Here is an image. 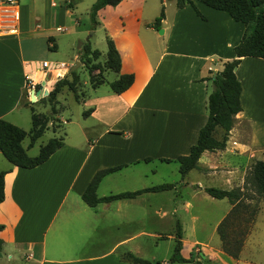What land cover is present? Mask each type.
I'll return each mask as SVG.
<instances>
[{
  "label": "crops",
  "instance_id": "obj_1",
  "mask_svg": "<svg viewBox=\"0 0 264 264\" xmlns=\"http://www.w3.org/2000/svg\"><path fill=\"white\" fill-rule=\"evenodd\" d=\"M192 1H196L194 4L202 16L189 4L178 8L176 0H154L152 14L145 13L146 0H121L96 12L99 25L105 28L121 58L120 70L114 72V79L129 73L133 81L117 94L110 87L102 92L98 90L103 84L109 86L110 81L103 76L108 69H102L103 82L99 84H93L90 77L93 93L87 94L82 89V96L77 94L76 99L91 109L83 115L84 123L78 124L79 142H64L38 166H15L0 152V170L6 171L4 198L0 202V224L3 225L0 264L15 260H22L24 264H140L123 260L120 254L124 251L152 264L168 263L174 248V233L166 236L143 231L144 223L157 224L169 215L157 202L163 193H140L100 202L94 207L84 203L81 194L97 170L117 165L123 166L100 180L97 196L145 188L138 185L140 176L136 166L140 159L177 162L196 142L208 116L210 77L233 58V47L241 39L243 28L225 11L213 9L200 0ZM70 2L67 0V5ZM161 4L164 18L159 27H154L152 23L159 15ZM16 8L19 19L9 32L7 27L14 22L3 15L5 8L0 5V118L15 125L13 119L19 118L17 112L29 107L28 79L33 80L36 90L40 89L46 76L44 71L59 68V65L52 69L42 67L41 63L47 60L37 58L39 38L32 34L36 31L31 28L29 13L22 15L18 4ZM97 73L99 69L95 68L90 75ZM234 73L241 84L242 110L235 115L236 122L224 149L205 150L198 166L183 177L179 173V180L171 183L173 187L168 190L176 192L178 186L201 191L213 187L186 178L197 170L209 181L222 183L223 189H239L242 202L256 208V213L238 256L232 257L223 251L216 229L234 204L205 193L214 203L225 205L215 215L211 231L204 239L187 242L183 237L184 221L172 219L182 230L180 254L190 259L180 264H264L261 205L264 197L243 193L242 185L247 170L257 160L264 161V59L242 57ZM61 76L67 77V73L57 75L50 89ZM77 85L83 84L78 81ZM241 123L247 124L245 134L239 129ZM140 134L144 135L142 144ZM160 134L164 137L158 140ZM108 138H119L125 144L107 151L117 160L98 162L99 147L110 149L102 143ZM257 154L263 155L262 159ZM117 174L124 176L127 188H118V180L111 177ZM57 183L60 190L55 193ZM102 184L108 193H98ZM255 197H259L260 204L255 203ZM175 204L173 195L171 216H175ZM183 204L184 211L190 213V202L185 200ZM244 214L242 210L235 224ZM198 217L197 213L191 214L193 224ZM142 234L155 239L144 246L136 240ZM159 238L166 239L162 254L158 250Z\"/></svg>",
  "mask_w": 264,
  "mask_h": 264
},
{
  "label": "trees",
  "instance_id": "obj_2",
  "mask_svg": "<svg viewBox=\"0 0 264 264\" xmlns=\"http://www.w3.org/2000/svg\"><path fill=\"white\" fill-rule=\"evenodd\" d=\"M121 0H95L90 6V17L93 24L96 23V12L106 6H114ZM205 5L225 11L234 21L240 22L244 26V32L239 42L233 47V58L223 64V68L216 71L210 77L212 90L208 95L207 109L208 116L205 124L200 128L196 142L190 146L187 155L179 156L178 172L183 177L187 172L198 166V159L205 150L214 151L216 149H224L228 140L229 131L236 122L235 115L242 110L240 103L241 84L236 78L234 68L238 65L242 57L252 56L264 59V0H200ZM189 4L196 13H199L192 0H176V6L181 8ZM164 18L163 6L160 14L152 23L154 27H159L160 21ZM52 38L48 37L47 41L52 42ZM106 59L103 65L95 60L100 56L97 49H92L87 42L82 45L80 56L81 61L89 72L95 68L99 69L96 76H91L93 84H99L102 80V69L106 68L113 72H119L121 66L120 55L114 45L113 40L107 37ZM50 49H54V45H49ZM99 77V78H97ZM133 75L129 73L119 74V76L110 81L109 87L114 93L125 91L132 83ZM77 77L73 80L63 77L54 83L53 89L49 92L48 99L50 101L51 111L55 109L58 103L56 96L63 89L68 88L73 91L77 99L76 86ZM91 109L83 111V115L90 112ZM49 118L45 114L33 112L31 109V129L27 132L19 126L0 118V152L5 159L11 164L22 167L32 168L43 163L48 157L60 148L64 142L62 137L50 138L45 144L41 145L36 155L30 156L27 148H24L22 142L26 136L29 137L28 147L45 132ZM219 136V137H218ZM168 160V159H165ZM123 165H117L97 170L88 182L86 188L81 194V198L90 207L96 206L100 202H110L114 199L133 197L144 192H158L168 190L173 187L171 183H162L151 187H145L135 191H125L106 196H97L96 189L100 180L108 173L120 169ZM6 171L0 170V202L4 198V175ZM245 183H249L256 194L264 197V161L257 160L251 167L249 173L245 176ZM203 191L213 198H226L230 203L234 204L232 209L226 214L217 226V233L221 240V247L224 252L237 257L246 233L248 232L250 222L256 213V208L250 207L242 202L241 191L239 189H223L218 187H205ZM243 210L244 216L237 221L240 212ZM3 225L0 224V230ZM1 245V240H0ZM182 248V230L179 223L176 225L174 234V248L172 255L167 264L173 262H187L180 254ZM123 260H127L140 264H152L146 259L136 257L129 251L121 254Z\"/></svg>",
  "mask_w": 264,
  "mask_h": 264
},
{
  "label": "rangeland",
  "instance_id": "obj_3",
  "mask_svg": "<svg viewBox=\"0 0 264 264\" xmlns=\"http://www.w3.org/2000/svg\"><path fill=\"white\" fill-rule=\"evenodd\" d=\"M94 1L95 0H72V2L68 3L67 5V0H18L21 14H26V11H28L29 13L28 16L31 28L36 31L32 34L35 35L36 38H39V40L36 41L37 58L39 60H47L49 63H51L52 67L58 66L61 62L65 64L64 68L66 69L57 68L46 73V76L43 80L45 89H50V85H52V83L54 82L55 77L65 71V73H67V79L73 80L77 77L78 81L83 84L82 86H76V93L79 96H82V89L87 94H90L92 92L90 88L91 75L85 65H80L69 73L68 70L75 64V61L83 60V58L80 56V50L82 48V45L87 42L90 44L92 49H97L101 53V56H99L95 60V62H98L100 65L104 63L107 51L106 39L109 36L105 28L99 25L100 20L97 18V16H95V24H93L91 20L89 11L90 6ZM52 3H54V5H52ZM162 4L159 7L160 11L163 6ZM192 9L194 10V12H196L193 7ZM144 10L145 13L152 14L154 12V0H146V3L144 4ZM200 16L202 15L200 14ZM235 23L242 27V32H244V26L239 22ZM37 25L39 26L38 29H36ZM56 28H59L60 30H56ZM51 36L53 38V41L48 43L47 38ZM48 45H54L55 48L50 49ZM77 54L78 60H76L75 58ZM62 76L59 78H62ZM103 76L106 80L111 81L114 80L115 73L110 70H106ZM53 87L54 84L49 92L53 89ZM108 89L109 86L107 84H103L98 90L99 92H102L101 90ZM48 95H45L40 100L35 102L30 100L29 107L26 106V108L22 109L19 114L17 112L19 118L13 119L17 123V126L28 132L31 129L32 125L31 109L33 110V112L45 114L49 118L45 132L33 143L31 147H28L29 137L26 136L24 138L22 145L27 148V153L30 156L36 155L39 151L40 146L45 144L50 138L53 137H62L63 142L67 144H74L75 142H79L78 137L80 135L78 124L84 123L82 121L83 111L88 109V107L84 106L81 101L76 100L73 91L69 90L68 88H63L56 96L58 103L55 105V109L52 112ZM246 128L247 124H239V129L244 134ZM138 137L139 143L142 144L144 135L140 134L138 135ZM160 137L164 136L160 134L157 139L159 140ZM102 143L106 144L110 149L99 147L97 155L98 162L117 160V157L111 154H107V151L108 153L109 151H114L111 150V148H119L123 144H125V141L120 140L119 138H108L106 140H103ZM261 157H263V155L257 154L258 159H262ZM136 169L139 171L140 176L138 182L139 187H148L161 183L174 184L180 178L178 172V164L176 161L164 162L160 161L157 158H154L151 161L140 159L136 166ZM249 171L250 169L247 170L246 175L249 173ZM111 177H115L118 180V188H127L128 185H125L126 181L123 175L120 176V174H117V176ZM186 178L194 180V182H198L204 186L224 188L222 187L223 185H221L222 183H220L219 181H209L207 177L200 174L197 170L191 171ZM58 184L59 183L56 184L55 193L59 192L60 190ZM242 185L244 187L243 193L257 196L254 188L249 183H245L244 181ZM105 187L106 186H103L102 184L98 193H108L109 191ZM144 193H163L158 196L157 202L159 204H162V206H160L164 208L165 211H168L169 215L165 216V218L160 220V222L157 224L148 222L144 223L143 231L148 233L157 232L159 235L165 234L166 236L168 234L173 235V233L175 234L177 223H172V219L174 217L176 219L180 218L182 221H184L183 237L187 242H191L194 239L206 238L211 231L212 222L215 215H217L225 205V203H214L213 199L201 190H193L189 187L185 188L184 186H181L180 188L178 186L176 192L165 190L159 192ZM173 195L175 196L176 202L175 216H171L170 214L172 208L171 200ZM185 200H188L191 204V208L189 211L190 213L184 211V209H186L183 204ZM260 202L261 201L259 197H255V203L260 204ZM261 205H263L262 207L264 209V202H262ZM195 213H197L199 217L194 221L193 224V222L191 221V214ZM215 237H217L216 234H214V240H216ZM154 239V237H150L146 234H142L138 236V238H136V240L143 243L144 246H149V243H152ZM159 241L160 245L158 247V250L160 251V254H162L166 245V239L159 238ZM171 241L172 239H170V243ZM198 257L201 258L199 254ZM7 264H24V261L15 260ZM172 264L180 263L175 262ZM213 264L220 263L213 262Z\"/></svg>",
  "mask_w": 264,
  "mask_h": 264
},
{
  "label": "built area",
  "instance_id": "obj_4",
  "mask_svg": "<svg viewBox=\"0 0 264 264\" xmlns=\"http://www.w3.org/2000/svg\"><path fill=\"white\" fill-rule=\"evenodd\" d=\"M17 4H18V0H0V5H2L5 8L3 15H5L7 18H9L11 21L14 22L11 26L7 27L8 28L7 30L9 32L13 31V28L16 25L15 21L19 19V12L16 8ZM52 5H54V3H52ZM1 27L2 26L0 25V28ZM56 30H60V29L56 28ZM41 65L43 68H49V69L54 68V67H50V64L47 61H43ZM60 67L64 68V63L59 64V68ZM47 72L48 71H44V75ZM27 88H28L27 90L28 99L33 102L40 100L42 97L45 96V91H49L48 89H45L44 84L42 85L40 89L36 90L35 83L33 82L32 79H28ZM32 97H34L33 100H32Z\"/></svg>",
  "mask_w": 264,
  "mask_h": 264
},
{
  "label": "water",
  "instance_id": "obj_5",
  "mask_svg": "<svg viewBox=\"0 0 264 264\" xmlns=\"http://www.w3.org/2000/svg\"><path fill=\"white\" fill-rule=\"evenodd\" d=\"M159 31L160 32H162V30L161 29H159ZM79 61H75V64L72 66V67H70V69L68 70V73L69 72H72L76 67H78L79 66ZM40 87H41V85H40ZM48 91H45V95H48ZM34 99V97H32V100Z\"/></svg>",
  "mask_w": 264,
  "mask_h": 264
},
{
  "label": "bare ground",
  "instance_id": "obj_6",
  "mask_svg": "<svg viewBox=\"0 0 264 264\" xmlns=\"http://www.w3.org/2000/svg\"><path fill=\"white\" fill-rule=\"evenodd\" d=\"M44 80V79H43Z\"/></svg>",
  "mask_w": 264,
  "mask_h": 264
}]
</instances>
